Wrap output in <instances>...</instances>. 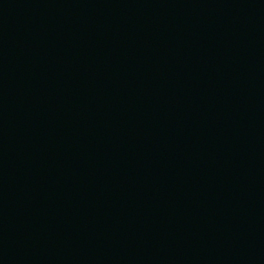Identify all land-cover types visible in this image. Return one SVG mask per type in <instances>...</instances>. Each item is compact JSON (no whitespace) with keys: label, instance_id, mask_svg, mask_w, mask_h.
Masks as SVG:
<instances>
[{"label":"water","instance_id":"water-1","mask_svg":"<svg viewBox=\"0 0 264 264\" xmlns=\"http://www.w3.org/2000/svg\"><path fill=\"white\" fill-rule=\"evenodd\" d=\"M0 264H264V0H0Z\"/></svg>","mask_w":264,"mask_h":264}]
</instances>
